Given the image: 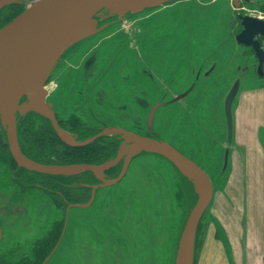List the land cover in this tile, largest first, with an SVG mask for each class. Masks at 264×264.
<instances>
[{
    "label": "rangeland",
    "instance_id": "rangeland-1",
    "mask_svg": "<svg viewBox=\"0 0 264 264\" xmlns=\"http://www.w3.org/2000/svg\"><path fill=\"white\" fill-rule=\"evenodd\" d=\"M38 1L22 0L5 10L0 27L12 11ZM240 1L239 13L264 20V0ZM234 2L179 0L138 15L107 8L96 16L99 33L68 50L43 85L44 101L52 105L61 128L75 130L77 141L82 131L90 139L105 128H122L170 143L206 171L214 197L198 229L195 264L206 263L209 249L216 255L209 264H258V257L264 258V218H247L249 206L242 202L248 189L241 185L246 151L234 146L235 131L224 170L225 97L237 79L243 89L261 79L254 52L236 41L243 26ZM24 117L17 114V125ZM0 135L8 143L1 115ZM7 171L0 162V258L16 261L47 243V250L58 245L68 206L39 190H23ZM184 177L166 159L138 152L120 183L100 189L91 207L70 211L64 238L48 264H175L197 202ZM261 208L263 215L264 204ZM251 223L259 233L257 248L244 252Z\"/></svg>",
    "mask_w": 264,
    "mask_h": 264
},
{
    "label": "water",
    "instance_id": "water-1",
    "mask_svg": "<svg viewBox=\"0 0 264 264\" xmlns=\"http://www.w3.org/2000/svg\"><path fill=\"white\" fill-rule=\"evenodd\" d=\"M179 0H39L0 29V115L7 127V141L12 158L19 168L49 176L73 175L82 172L94 174L99 184L90 186L92 195L85 204H70L67 207L66 224L63 235L50 256L43 264H48L59 248L67 226L69 213L74 208L91 207L100 189L120 183L126 176L134 156L145 152L169 161L192 184L197 202L191 210L179 241L175 264H195V249L198 229L204 214L214 197L213 183L206 171L192 159L170 143L147 136H141L122 128L110 127L86 141H77L74 136L60 127L52 105L44 101L38 93L62 56L76 44L96 35L100 29L96 16L103 10L118 4L125 14L138 15L146 10ZM22 0H0V11L7 6L21 4ZM234 6L242 22L243 30L237 35L238 44L252 48L258 60V74L263 76L264 20L239 13L241 1ZM241 88L237 79L224 100V114L227 125V147L224 155V170L227 169L234 141V102ZM186 95V94H184ZM183 95V96H184ZM27 102L20 104L24 97ZM181 96V98L183 97ZM157 106L149 114L151 124ZM30 112L47 118L58 138L70 147H86L97 140L118 135L121 145L117 157L104 165H43L29 159L21 150L17 132V114ZM129 151L125 153L126 146ZM122 164L117 178L103 177L107 171ZM3 230L0 224V244Z\"/></svg>",
    "mask_w": 264,
    "mask_h": 264
},
{
    "label": "trees",
    "instance_id": "trees-1",
    "mask_svg": "<svg viewBox=\"0 0 264 264\" xmlns=\"http://www.w3.org/2000/svg\"><path fill=\"white\" fill-rule=\"evenodd\" d=\"M22 12H24L22 8L20 11L18 10L17 13L12 11L11 14L8 15V18H11L9 21ZM10 15L13 16L11 17ZM7 23L3 24L1 27L5 26ZM24 116L22 121L17 125L19 144L22 152L29 159L37 163L54 166L80 164L104 165L114 160L118 155L121 145L119 136L111 138L105 137L86 147H70L58 138L51 122L46 120L45 117L43 118V116L32 112ZM38 123H40L39 126H37ZM70 132L74 134L75 130L72 129ZM77 133L79 134V132ZM79 135L82 137L80 141H86L88 139L86 136H88L89 133L82 131ZM0 162L7 165V172L11 174V181L21 186L23 190H39L48 195L54 203L60 206H69L70 204L78 203L85 204L89 202L92 195L90 186L99 183L91 172L49 176L19 168L10 154L9 145L5 137L2 135H0ZM119 170L120 167L117 166L107 171L105 176L107 178H117ZM185 181L188 183L193 195H195L191 182L187 178ZM59 230L60 226H57L52 234L53 241L54 239L56 241ZM49 245L50 243L45 244L44 249L41 247V249L35 250L31 256L24 257L20 260L15 261L10 260V258H0V264H42L57 246L55 244L52 249L47 250Z\"/></svg>",
    "mask_w": 264,
    "mask_h": 264
},
{
    "label": "crops",
    "instance_id": "crops-1",
    "mask_svg": "<svg viewBox=\"0 0 264 264\" xmlns=\"http://www.w3.org/2000/svg\"><path fill=\"white\" fill-rule=\"evenodd\" d=\"M258 76L260 75L258 74ZM234 105V146L241 150L239 146L242 145L244 147V150L246 151V154H244L243 158L244 163H242V166H244L245 164V178L243 179L241 185L244 188L247 187L249 190L247 189V194L242 199V202L244 204L247 203L245 206H249L250 208V211L249 208L247 209V218H264V214L262 215L261 208L264 204V190L263 194L259 193L261 189H264V70L259 85L250 86L246 89L240 88V92L234 102ZM256 171H258V173H255ZM260 203L263 204L260 207H257ZM257 208L260 209L257 210ZM251 225L248 230V233L250 232V235L245 237L246 240L244 252H248V250L253 249L256 250L257 248V246L255 248L256 235H258L259 233L256 234L253 230V223H251ZM242 249L243 247H241V251ZM214 256H216L215 253H212L211 249H209L208 258L206 259L205 264L211 263V259L214 258ZM262 257H260L261 259L258 257V264H264V258Z\"/></svg>",
    "mask_w": 264,
    "mask_h": 264
},
{
    "label": "bare ground",
    "instance_id": "bare-ground-1",
    "mask_svg": "<svg viewBox=\"0 0 264 264\" xmlns=\"http://www.w3.org/2000/svg\"><path fill=\"white\" fill-rule=\"evenodd\" d=\"M110 9L113 11V12H119L121 11V7L118 5V4H115L113 6L110 7ZM38 93L41 94V95H46L47 93V90L42 86L40 87V89L38 90Z\"/></svg>",
    "mask_w": 264,
    "mask_h": 264
},
{
    "label": "flooded vegetation",
    "instance_id": "flooded-vegetation-1",
    "mask_svg": "<svg viewBox=\"0 0 264 264\" xmlns=\"http://www.w3.org/2000/svg\"><path fill=\"white\" fill-rule=\"evenodd\" d=\"M15 5H16V4H15ZM19 5H21V4H19ZM13 6H14V5L7 6V7H5L4 9H2V10L0 11V15H1V13H3L5 10H8V9L13 8ZM241 7H242V3H241ZM15 18H16V17H15ZM12 20H13V19H12ZM12 20H11V21H12ZM9 22H10V21H9ZM9 22H8V23H9ZM8 23H7V24H8ZM7 24H6V25H7ZM3 27H4V26H3ZM1 28H2V27H1ZM1 28H0V29H1ZM262 44H263V43H262ZM251 49H252V48H251ZM255 57H256V56H255ZM257 62H258V60H257ZM257 68H258V67H257ZM257 73H258V69H257ZM21 104H23V102H22ZM0 224H1V223H0ZM1 227H2V226H1ZM2 230H3V228H2ZM3 236H4V235H3ZM2 241H3V239H2ZM1 244H2V242H1ZM1 244H0V246H1Z\"/></svg>",
    "mask_w": 264,
    "mask_h": 264
}]
</instances>
